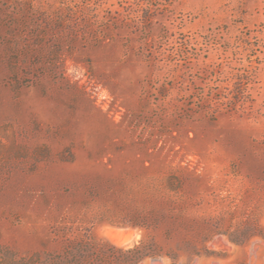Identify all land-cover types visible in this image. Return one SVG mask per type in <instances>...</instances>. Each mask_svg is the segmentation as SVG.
Returning a JSON list of instances; mask_svg holds the SVG:
<instances>
[{
	"label": "rangeland",
	"instance_id": "374dc122",
	"mask_svg": "<svg viewBox=\"0 0 264 264\" xmlns=\"http://www.w3.org/2000/svg\"><path fill=\"white\" fill-rule=\"evenodd\" d=\"M0 264H264V0H0Z\"/></svg>",
	"mask_w": 264,
	"mask_h": 264
}]
</instances>
